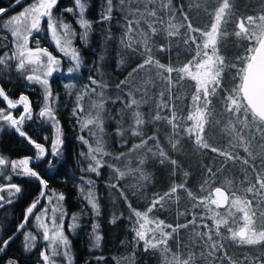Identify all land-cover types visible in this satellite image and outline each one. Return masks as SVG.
I'll list each match as a JSON object with an SVG mask.
<instances>
[{"label": "trees", "instance_id": "1", "mask_svg": "<svg viewBox=\"0 0 264 264\" xmlns=\"http://www.w3.org/2000/svg\"><path fill=\"white\" fill-rule=\"evenodd\" d=\"M28 1L0 0V10L11 8L0 15V59L4 61L0 88L14 102L26 95L32 111V119L26 117L19 125L23 137L7 121L0 123V159L8 175L5 184L0 182V248L6 247L0 264L9 260L41 264V253L47 249L32 227L36 211L27 213L41 199L42 186L36 178L13 171L11 163L21 159L31 160L29 168L45 181L38 210L50 206L65 218L62 231L71 264H160L163 252L167 259L161 264H170L171 258L178 264H264L260 246L244 245L233 236L239 217L227 215L229 203L236 200L253 217V225L263 227L264 155L242 167L239 159L244 154L235 150L230 156L236 158L228 161L229 156L196 140L188 122L200 110L205 122L236 113L264 126L245 105L240 90L264 31L260 27L264 0H216L225 4L215 45L218 73L216 81L201 93L183 70L200 55L202 34L216 17L215 11L203 8L208 0H80L84 20L90 25L86 37L79 25L76 0H57L52 14L59 27L68 24L76 33L79 67L69 74V61L52 45L45 21L29 39L30 47L46 49L62 62L61 73L50 81L52 110L62 141L57 156H52L55 129L39 115L44 107L42 91L17 71L13 38L4 28ZM148 78L157 79L161 87L154 94L145 91L154 83L146 84ZM94 93L100 94L99 129L90 135L86 104ZM135 96L142 100L140 118L135 115ZM234 99L239 100L240 110L230 107ZM0 111L16 120L23 113L20 107L7 108L3 97ZM36 143L45 149V156L37 162ZM191 144L201 153L195 159L189 157ZM137 155L145 158L142 167L148 180L135 188ZM90 156L100 162L99 175L88 171ZM219 164L236 167L231 180ZM127 169L130 173L124 174ZM12 185L21 191L16 193ZM214 187L229 194L223 211L212 199ZM89 192L94 194L99 215L88 203ZM61 195L63 200L58 199ZM141 213L156 220L166 237L165 251L145 248L137 239L134 216ZM94 224L98 228L93 229ZM21 225V232L10 241ZM28 234L36 239L32 251L25 248ZM96 235L101 237L99 247L95 246Z\"/></svg>", "mask_w": 264, "mask_h": 264}, {"label": "rangeland", "instance_id": "2", "mask_svg": "<svg viewBox=\"0 0 264 264\" xmlns=\"http://www.w3.org/2000/svg\"><path fill=\"white\" fill-rule=\"evenodd\" d=\"M210 1V2H208ZM207 3H204L203 8L205 10H210V11H215L216 12V17L214 19V22L210 26L209 30L205 33L202 34V45L200 46V55L195 57V62L190 63L184 70L183 73L184 75L190 77L191 79L196 81L197 88L199 87V92L207 91L208 87L211 86L217 79V64H218V59L216 55V41L221 29V14L222 10L225 7L224 2H217L216 0H208ZM41 0H29L28 3L16 14V16L19 15L20 12L24 11L25 8L32 9L33 6H36L37 8L40 6ZM79 7V21L81 19L84 20V15L83 11H81V8H83L82 3L78 5ZM54 8V7H53ZM52 8V10H53ZM84 9V8H83ZM51 10V18L53 20V25L55 28V31L57 35L61 38V47H63V29L58 26L56 18L53 17ZM29 17H31V12L29 13ZM11 19V18H10ZM8 19V20H10ZM41 22L39 25V28L41 30L42 28V23L45 21L47 24V29L48 33L50 36V40L52 45L60 52L61 55H63L67 60L69 61V66H68V72L71 74L72 69L77 68L76 63L71 59V55H65L63 51L60 50V48L57 47L56 43L53 41L52 38V33L49 30L48 27V20L49 18L47 16H42ZM8 22V21H7ZM5 23V25L7 24ZM4 25V26H5ZM80 25V24H79ZM11 27H4L12 36V31ZM260 27L264 30V22L260 25ZM19 28H20V35L17 37H13V48H14V55H15V64H16V69L17 65L20 62V57H19V52H18V47L23 43L21 40V36L27 35L28 36V42H27V49L32 52H37L38 49L40 48H32L29 45V39L30 37L38 33L39 31H35L31 29V20L29 18L28 21H24L23 18H21V22L19 23ZM82 30V36L84 37V33L87 32V29H84L80 26ZM70 31L75 33L73 29L70 27ZM264 36V31H262L258 37L260 40ZM72 40L71 48H76L74 47V42L76 38V33L75 35L70 37ZM78 53V51L76 50ZM79 56V65L81 64V58ZM55 58V57H54ZM58 60L60 63L56 67H58V71H54L53 74L49 77H44L43 73L45 69L41 67L40 65H26L23 71H20L24 75L29 76V75H39L42 79L47 78L48 79V88L50 90V95H48L47 101L45 100V89L44 87L39 84V83H31L33 85L38 86L43 94L44 98V105L47 103L48 107L52 109V106L54 104V98L51 95V89H50V81L51 79L58 73H61V66L62 62L60 59L55 58ZM40 61L42 65L47 64V57L43 56L42 54L40 55ZM33 68H36L37 71L33 72ZM67 74V75H69ZM147 76V75H146ZM154 82L150 86H146L145 91L150 94L156 93L161 87L156 84L157 79L155 78H148L146 81V84L149 82ZM144 83V81H142ZM163 90H165V87L163 86ZM198 90V89H197ZM137 92V90H135ZM145 92V93H146ZM232 93H236L232 89ZM237 95V94H235ZM242 98V97H241ZM156 100V98H155ZM90 103L86 104V122L88 123V133L90 135H93L91 132L95 133L99 129V124H98V119H99V113H100V94L99 93H94L92 94V97L89 100ZM134 108H135V115L137 118L142 117L143 115L142 112L139 110V105L142 104V100L135 96L134 97ZM239 100L234 99L230 107L234 109H239ZM20 107L24 113V108L23 105L20 104V106H17L15 108ZM7 108L8 105H7ZM15 108H9V109H15ZM44 108V107H43ZM22 113V114H23ZM5 115H8L4 112ZM141 115V116H140ZM27 116H25L26 118ZM49 123L52 124V122L48 119H46ZM2 121H5L3 119H0V123ZM188 122L190 123L189 130L192 131L194 136L196 137V140L203 142L205 147L215 149L221 153H224L227 157L226 159L228 161H232L235 159V156H230V154L235 151L239 150L244 154L243 159L240 160V166H247L250 163H253L258 160L259 156L264 155V126H261L260 122L256 120L255 118H252V120L246 119L241 116H237L236 113H232L231 116L228 115H222L221 118L215 119L214 121L208 120L205 122L203 115L201 111H195L189 118ZM87 124H84L86 126ZM53 126V124H52ZM55 129V128H54ZM55 134H56V129H55ZM190 134V133H189ZM192 135V134H191ZM193 136V135H192ZM60 138V137H59ZM177 139H179L177 135ZM184 148V147H183ZM186 149V148H184ZM189 157L195 159V157L200 156V151L198 150L197 147L194 146V144H191L189 146ZM92 155V154H90ZM45 156V154H44ZM43 156V157H44ZM42 158H39L40 160ZM29 161V165L31 163V160L27 159ZM145 158L141 155H137V161L139 162V165L135 168V177H134V187L137 188L138 185L143 182L148 180V172L144 170L142 167V164L144 162ZM88 161L92 165H99V160H92L91 158H88ZM261 163H264V160H261ZM220 165V164H219ZM12 167V163H11ZM221 169L224 171H228L230 174V177H228L230 180L233 177L231 173H233L236 169V167L233 166H223L220 165ZM5 163L3 165H0V182L5 184L8 175L5 172ZM130 169H127L126 173H130ZM14 171V170H13ZM14 172H20L22 173L21 169L17 168ZM13 172V173H14ZM231 183V182H230ZM4 186V185H2ZM5 189H11L10 186L6 185L4 186ZM263 187V192H264V185ZM229 211L227 212V215H230V218L235 219V217H239L240 224L236 226V228L233 231V236L238 240V242L244 244V245H258L260 246V252H263V257H264V225L263 227L259 228V226L253 225V217L250 215L249 212L246 211V207L244 205H240L236 200H231L229 203ZM33 216V224L32 227L36 231H38L41 235V240L45 242V245L47 249L44 252V256L48 257V260L45 261L43 258V262L41 264H71V258L69 256V251H68V244L67 246L55 243L53 244L51 240H45L44 239V233H45V227L48 230L49 237H51L56 228L61 226V217H63L62 221V226L64 222V216L58 215L56 211H53V209L50 206H47L43 211H39L37 207L33 209L32 212H35ZM40 217V220L37 221V217ZM134 222L136 225V237L141 241L144 245L145 248L149 247H155L158 248L159 251H165L166 245V237L162 235L159 229V225L156 223V220L154 218H151L148 216L147 213H141L139 215L134 216ZM244 228L247 232V236L245 239H239L237 237V232L241 229ZM259 228V229H258ZM29 235V234H28ZM30 239L26 240L27 244H31L29 248H27V251H32L34 249L35 241L31 240V237H34L32 235H29ZM166 248V249H165ZM167 259V252H163L160 254L159 257V262L160 264L162 261ZM173 260V261H172ZM168 263L169 260H168ZM170 264H178V260L176 258H171V263Z\"/></svg>", "mask_w": 264, "mask_h": 264}, {"label": "snow or ice", "instance_id": "3", "mask_svg": "<svg viewBox=\"0 0 264 264\" xmlns=\"http://www.w3.org/2000/svg\"><path fill=\"white\" fill-rule=\"evenodd\" d=\"M16 3L19 4L21 3V0H16ZM57 0H41L40 6L37 8L36 6H33L32 9L25 8L24 11L20 12L18 16L14 15L11 17L10 20H8L7 24L5 27H11L12 31V36L17 37L20 35V28H19V23L21 22V18L24 19V21H28L29 18L31 20V29L35 31H39V25L41 22V17L42 16H47L49 18L48 20V27L50 32L52 33V38L53 41L56 43L57 47L60 48L61 51L64 52L65 55H71V59L76 63L77 68L79 67V56L78 53L74 48H71L72 40L71 36L75 35V33L70 31V25L68 24H61V28L63 29V47H61V38L57 35L54 25H53V20L51 18V10L52 8L56 5ZM77 5L80 4V0H76ZM3 11V10H0ZM71 11V9H69ZM81 11H83V8H81ZM31 12V17H29V13ZM106 18V17H105ZM79 24L82 28L88 29L90 25L83 19L79 21ZM84 36H87V32L84 33ZM23 43L18 47V52H19V57L20 62L17 65V71H23L26 65H40L45 69L43 75L44 77H49L53 74L54 71H58L57 65H59V61L56 60L51 54L48 53L46 49H38L37 52H32L27 49V42H28V36L24 35L20 37ZM46 56L47 57V64L42 65L40 61V55ZM4 61L3 59H0V64H3ZM33 72L37 71L36 68L32 69ZM71 71V70H70ZM27 79L30 83H39L41 84L44 89H45V100L47 101L48 95H50V90L48 88V79L47 78H41L39 75H29L27 76ZM0 97H3L4 100L7 102V105L9 108H15L17 105L22 104L24 108V113L20 116L19 120L13 119L12 115L9 113L8 115H5L2 111H0V119H3L7 121L12 128H15V130L19 133L20 136H25V133L21 130L19 125H21L25 119V116L29 120L32 119V111L31 107L28 102V97L26 95H22L19 100L17 101H12L9 100L8 97L5 95L4 91L2 88H0ZM40 117L46 118L50 120L53 124V127L56 129V138L53 140L52 143V156H57L59 155V149L62 144V141L60 140V130H59V122L56 120V117L53 115V110L48 107L47 103L45 104L44 108L40 111L39 113ZM75 115V113H74ZM82 141L83 138L81 137ZM32 143V141H29ZM85 144H87V141H83ZM34 147L37 149L38 152V159L43 158L45 154V149L42 145L36 143L34 144ZM91 153V149H89V155ZM92 160H95V157H91ZM5 161L3 159H0V165H3ZM29 161L27 159H21L18 161H13L12 162V169L15 171L17 168L21 169L22 173L24 176L28 177H34L37 180H39V183L42 186V190L40 192V195L43 196V187H46L45 181L43 179H40L36 171H32L29 167ZM99 165L97 164V167H93L92 165H89L88 171L90 172H96L97 175H99ZM88 183H92L91 181H88ZM12 188H14L16 193H19L21 191L20 187H17L16 185H12ZM2 199V197H0ZM59 200H63L64 197L61 195L58 198ZM88 203L91 205L93 211L99 215V206L94 198V194L92 192H89L88 194ZM39 203V200H37L35 203L32 204L31 207L27 209V213H32L33 209L36 207V205ZM53 211H56V209H53ZM40 220V217H37V221ZM62 221L63 217H61V226L57 227L54 234L49 237L48 230L45 227V233H44V239L45 240H51L53 244L59 243L62 245L67 246L68 240L64 236L63 231H62ZM115 222V221H113ZM23 227V225H21ZM72 227H75V225H72ZM98 228V225H93V229ZM30 237L29 235L25 236V240H29ZM35 237H31V240H34ZM100 240L101 237L99 235L95 236V246L99 247L100 245ZM31 244H25V248H29ZM5 249L0 248V253H2ZM41 256L45 259V261L48 260L47 256H44L43 253H41ZM8 264H16L15 261L9 260Z\"/></svg>", "mask_w": 264, "mask_h": 264}, {"label": "water", "instance_id": "4", "mask_svg": "<svg viewBox=\"0 0 264 264\" xmlns=\"http://www.w3.org/2000/svg\"><path fill=\"white\" fill-rule=\"evenodd\" d=\"M10 9L11 8L0 11V15ZM240 90L245 105L255 117L264 123V36L260 39L257 48L250 59L242 79ZM40 160H36L35 162ZM211 196L218 210L223 211L227 208L229 203V194L225 189L221 187H214L211 191ZM42 197L39 200V203L41 202ZM29 214L30 213H28V215ZM28 215L26 219L28 218ZM25 221L23 225L25 224ZM21 229L22 227L10 239V241H12L21 232ZM246 236L247 232L244 228H241L237 232V237L239 239H245ZM4 249H6V247ZM2 253H0V255Z\"/></svg>", "mask_w": 264, "mask_h": 264}]
</instances>
